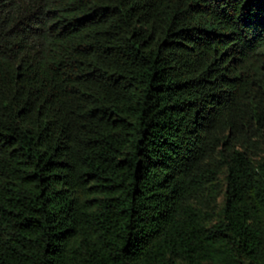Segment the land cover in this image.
Masks as SVG:
<instances>
[{
    "label": "trees",
    "instance_id": "1",
    "mask_svg": "<svg viewBox=\"0 0 264 264\" xmlns=\"http://www.w3.org/2000/svg\"><path fill=\"white\" fill-rule=\"evenodd\" d=\"M0 264H264V0H0Z\"/></svg>",
    "mask_w": 264,
    "mask_h": 264
}]
</instances>
